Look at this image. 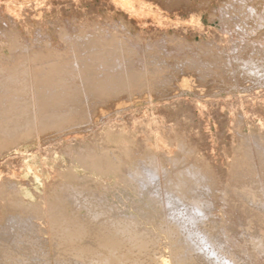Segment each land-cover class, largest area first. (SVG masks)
Segmentation results:
<instances>
[{"label": "bare ground", "instance_id": "1", "mask_svg": "<svg viewBox=\"0 0 264 264\" xmlns=\"http://www.w3.org/2000/svg\"><path fill=\"white\" fill-rule=\"evenodd\" d=\"M11 1L13 3V0ZM34 1L35 0L32 2L33 4ZM145 1L146 0H110L113 7L119 10L120 8L125 10L128 16L132 14L129 17H133V13L137 15V12H141L140 10L144 12V10H146V5L142 8L140 3L146 4L149 2L147 0L145 3ZM165 1L166 0H164V2ZM175 1L173 0V3ZM179 1L181 2V0ZM3 2L4 1H2V3ZM7 2L2 8L3 11L0 10V22L6 24V27L4 25L0 29L3 30V39L9 46L8 56L3 58V55L2 58H0L1 156L2 154L4 155L5 150L11 151L14 144L26 141V139L32 138V136L35 137V140L39 141L42 136L48 134V132L46 134L44 133L48 129L52 130H48L50 133L53 132L51 137H49L52 139V136L53 138L56 137L57 134H61L64 129H66L68 133V127L72 128L76 125H82L81 123L84 121L90 122V127H93L95 125L94 121H99L100 118L102 119V117H105L102 115L105 114L104 112H106L107 106H109V110L107 109L109 112L114 109L118 110L119 107V109H121L122 106L126 108L124 106H126L127 103L124 105L125 100L122 99V97L125 98L126 96H122L124 95L122 91L126 90L130 94L138 91L141 89L140 80L145 81L149 92L160 89V86H162L160 84L166 80H173L175 82L177 80L178 82L175 87L180 89L181 93L183 91L182 89H186L187 86L190 88L192 85L189 79L193 77L188 76L189 74L195 77L193 78V83L195 81L197 82V84L194 83L195 87L204 85L205 88H207V91L204 88V91L201 89V92H208L216 88H233L235 90L239 87H244L243 85L246 83L244 82L242 85V80H244L246 76L256 79L261 67L264 68V35L263 38L260 39L262 42L259 40L258 36L257 38L253 36V31L264 28V0H224L219 6V9H217L223 21V24L220 25H224L226 28L237 27L239 30L243 29L245 31L248 29V40L243 38L245 40V43H243V39L241 40L240 38L241 44L236 43L231 53L224 57L222 55V57H220L217 54L218 52L215 50L216 48L214 49V46L209 48L190 46L188 48L189 53H187L184 62L179 60L178 64L176 63L175 65V70L169 72L163 71L169 64L167 63L168 61L166 62L167 59L165 57L171 54L168 53L171 51L170 49L166 51L160 48V52H156L145 48H139L138 45L135 44L137 41H133L134 38L131 39V36L123 31V27L113 26V23H108V26L105 25V30L102 29V25L99 26L101 27V31L104 30L103 34L106 33L105 35H101L100 32H98L100 29L97 28V32L94 34L83 36L78 33V35H73L75 32H71L72 30H69L68 25H62L58 33L60 34V36H58V41L53 39L52 36L47 35V37L44 38L45 41L43 40L44 43H40L38 40V42L27 44L25 43L27 41L23 42L20 40L21 38L18 39L17 35L13 34L14 31H11V28H7L8 23L15 21L19 13H21L20 10L23 5L18 11L16 5H14L16 6L15 9L10 4V1L8 2L9 4ZM74 2H72V5ZM49 4L50 3H48V5ZM43 5L44 4H41V6ZM173 5H171V7ZM183 5L186 6V2ZM19 6H21V4ZM32 6L33 5L30 7ZM150 6L152 5H149L148 8ZM162 6L166 8L167 3L166 6L165 4ZM51 7L54 6L51 5ZM57 8L58 7H55V10ZM59 8L61 7L59 6ZM174 8L172 10H174ZM70 9H72V7ZM86 11L88 12V10ZM145 12L147 13V11ZM96 13L98 14V12ZM31 15H33V12ZM56 16L60 15L58 14ZM107 16V19L109 18L111 23L109 14ZM152 16L154 17V15ZM157 17L160 18V16ZM157 17H155V19ZM63 18L65 19V17ZM149 18H151V16ZM31 19L35 20L34 17ZM82 19L83 20H80L81 24L84 19L86 24L92 21L94 23V18L92 17H88V19L83 17ZM60 20L63 19L60 18ZM52 21L54 22V19L51 20V23ZM21 22L23 23V21ZM174 22L176 21L174 20ZM3 23L0 24L3 25ZM13 24L14 23L11 24V27L14 26ZM145 24L148 25L147 23ZM25 25L23 27H25ZM191 26L192 25H190V28ZM36 28L37 27H35V29ZM90 29L93 30V28ZM222 29L224 32V28ZM92 30L90 32L93 33ZM232 30L233 29H231V31ZM228 33L229 32H227V35H229ZM235 34L237 35L236 32ZM235 34L233 33V35ZM138 36L139 35H137V37ZM169 38H171V36ZM235 38L238 40L239 37L236 36ZM163 39H166V36L165 38L163 37ZM228 40L227 38V41ZM230 40L233 41L234 37ZM225 41L226 40H224V42ZM49 42L50 44L48 45ZM161 42H165V40ZM214 43L216 46V42ZM219 44L222 45V43ZM229 46L231 47V45ZM220 47L221 50L224 49L222 46ZM226 49H228V47ZM140 50L143 52V59L136 60L135 52H141ZM198 50H200L201 56L197 55V52H199ZM172 53L174 54V52ZM175 57H177V55ZM169 62H172V60ZM174 63L175 61L173 64ZM235 64H243L241 65L243 66L242 69H240L239 66V70H237ZM252 65H260V70L257 66L254 67ZM161 73L163 77H160ZM261 74H263V72ZM163 88H165V84ZM191 88L194 87L192 86ZM175 90L173 91L175 92ZM165 92L166 91H164V93ZM145 93L146 92L143 94ZM180 93L176 92L177 95ZM143 94H141V96H143ZM154 94L155 93H153V95ZM209 94L207 95L210 96L212 93ZM134 95H132V98L130 95L128 97H130L131 100L135 99L139 101L136 99L137 97L133 98ZM146 95V97H148V94ZM153 95L150 94V96ZM171 95L172 94L169 95L170 98L174 93L172 96ZM154 96L159 99V95L156 96L155 94ZM138 98H141L140 95ZM145 98L143 100H146ZM166 98L170 100L169 97ZM135 100H129L130 104H133L132 102ZM147 100L150 101L151 99L147 98ZM162 101H165V99ZM107 103L109 105L106 106L105 104ZM104 105L106 107L105 110ZM128 107H130V105ZM150 118L152 119V117ZM158 120L156 122H158ZM151 121L154 120H150V122ZM99 124L98 122V125ZM108 124L109 123L103 125V127H105L103 130L101 129V134L99 133L100 128L98 131L96 129L93 130V132L99 133L98 144L96 142L97 145L95 143V145L93 143L87 144V146H84L85 149H83V151L82 149H78L77 151L75 150L77 147L73 148L71 143L68 142V145L69 143L71 145L69 146L71 147L69 148L70 151L68 150L69 154L73 150L76 151L74 152L75 157L71 153L73 158L77 159V161H79L78 163H81L80 167L84 166L83 168L86 167L85 169L94 171L98 175L97 178L92 179L88 184L85 183L86 185L82 184L83 187L81 188H77L76 185V188H73L75 192H69L72 189L70 188L72 184L70 186L67 182H76V179H80L77 178V175L73 172L74 170L72 171L67 168L66 171L60 172L61 170L58 171L56 169L60 172L59 175L64 178V180H68L63 182L70 186V190H68L69 188L66 185L61 183L66 187L64 189L60 184L61 180L57 181V183L54 181V183L58 185L59 182V185L62 186L60 187L65 190L62 189L61 191L59 189V195L61 191V193L65 192L66 197L72 198V200L70 198V209L71 211L73 210L72 213L66 212V208L61 205L62 203H50L48 200L43 202V200H45L44 195H39L40 201L23 203L22 194L17 188L18 183L12 179L14 172L13 175L10 176L8 174H6L7 176H3L0 172V264H264V135L262 139H257L256 136L253 137L251 134L249 136H244L246 140L244 139V141H242L240 146L241 149L236 151V156L233 158L232 162H230V169L228 171L229 178L224 181L220 178L221 176L219 177L212 171L211 163H207L209 164L207 165L204 158L197 157L198 155L193 152L195 145L189 144L190 142L188 141L187 143L185 142L186 144L183 143L184 136L182 138L180 137L182 140L176 137L180 140L179 147L182 149L181 156L176 160V158L170 157V151H163V147L168 143H165V136L164 139L162 138L163 133L157 131L158 129H154L157 126L154 125L155 127H153V129L155 132L153 131V133L157 131L161 136L158 133L154 134L155 137L153 141L156 142L151 143L146 142L151 139H146L148 138L146 136L149 134L146 130L148 127L147 124L144 125V130L146 132L141 130L143 125L142 127L140 125L139 131H142V134L137 131L139 134L136 135L141 136L143 133L145 135L147 132L148 134L145 136L146 138L139 136L133 137L139 138L138 141L141 140L140 143L143 142L146 146L141 152V155L145 153L143 158L138 156L139 159L137 162L138 157H135V155L133 156V149L139 148V142L133 140L132 137L131 139L129 138L130 141L127 139V131L129 130L119 128L117 124L114 126L112 123L110 124L113 126L110 125L111 127H109ZM150 124L151 123H148V125ZM85 126L86 125H84V129ZM171 126L173 127V124L169 127L165 126L166 134L168 132L167 128L169 129ZM90 127L86 129L89 130ZM94 127L96 128L98 126ZM113 127H116V129ZM78 128L80 127L78 126ZM78 128H76V130ZM173 129L176 132L177 126L176 129ZM76 130H73V132H76ZM132 130L130 131L131 133ZM79 132L82 131L80 130ZM170 132L171 130H169L168 134ZM180 132H178V134H180ZM64 134H66V132ZM45 138L49 139L48 136ZM92 138L89 139L91 140L90 142H92ZM51 139H49L50 142L47 140L50 144L53 142ZM173 139L174 141L176 140L175 138ZM29 140L32 141V139ZM56 140L54 139V142ZM131 140L133 141L131 142ZM40 142L38 143L40 144ZM53 143L51 145H53L52 147L54 148ZM172 144H170V146ZM177 144L175 145L177 146ZM142 145L143 144H141V146ZM65 146H67V144H65ZM176 146L172 148L174 151L177 149ZM9 147H11V149ZM60 147H62V145ZM113 147L115 148L112 149ZM141 148L142 147H140V149ZM13 149L15 150L16 147ZM54 149H58L56 145ZM62 149L60 152H63ZM49 150H45L48 156L52 153V151L50 152ZM68 151L64 152V155L67 153L66 156H69ZM45 152H42L43 155H46ZM55 154L56 156L58 155V153ZM48 156L46 157L48 158ZM50 156H52V154ZM51 158L50 161L53 160V157ZM46 159L44 158V160ZM132 160L135 161L134 164H131ZM165 161L167 165H163ZM42 162L44 163V161ZM126 164L128 167L124 166ZM55 176L56 175L53 177ZM109 177L114 178L115 189L128 188L130 191H133L134 197L137 196L138 200L141 198L146 200L143 202L141 200L142 203H139V201L131 199V204L128 205L125 200H114L112 194L111 196L113 198H110L107 188L109 186L107 178ZM15 179L19 181L22 180L17 177H15ZM50 180L52 181V179ZM160 180L162 182L161 185L158 183ZM22 182L26 181L23 180ZM51 185L53 187L55 184L51 183ZM47 187H49V185L44 189L46 190ZM87 189H89L90 192ZM85 190L87 193L84 192ZM34 193L35 192H33V194ZM81 194V200L83 201L79 202L78 198L80 199L81 196L79 195ZM48 195L50 197V194ZM62 196L63 195H61L60 198H62ZM66 197L64 196L62 199L59 198V200L54 198L55 200L63 202ZM125 198L127 197L125 196ZM244 199L252 200L253 204L249 205V202L247 204L243 203L242 201H244ZM51 200H53V198ZM66 200L69 199L67 198ZM45 202H47V205L44 206L43 204ZM218 202H222L224 205L223 207L228 210V212H232V216L228 217L230 219L225 223H222L224 220L222 222L219 221L215 216L216 214H214V207ZM76 203L80 204L78 207L84 208L85 213H81L80 208H76ZM74 204H76V206H74ZM6 205H10L9 209L11 208L13 210L14 208V211L3 209ZM129 209L131 210L130 212H128ZM215 209L217 210V208ZM220 216H222L221 213Z\"/></svg>", "mask_w": 264, "mask_h": 264}, {"label": "rangeland", "instance_id": "2", "mask_svg": "<svg viewBox=\"0 0 264 264\" xmlns=\"http://www.w3.org/2000/svg\"><path fill=\"white\" fill-rule=\"evenodd\" d=\"M2 1L5 2L6 0H0V10L1 11H3L2 8L4 7V5H5V3L7 1L8 2L10 1V4L14 8L17 6L18 7L17 10L19 8L21 9V7L23 5L22 9L21 10L19 9L21 13L18 12L19 13V15H18L19 19L17 17L16 20H15L16 22L15 21L9 22L7 28L8 29L11 28V31L12 32L14 31L13 34H16L17 38L18 39L21 38L20 40L23 41V42L27 41V42H25L27 44L28 43H33V42H38V40H39L40 43H44V41H45L44 38L47 37V35L52 36L53 39L58 41L59 40L58 36H60V34H58V33L60 32V27L62 25H66V26L68 25L69 26V30H72L71 32H73V31L75 32V33L73 32L74 33L73 35L78 33L79 35L83 36V35H88V34L89 35L94 34L95 32H97V28L100 29V30H98V32H100L101 35H105L106 33L105 34H103V33H104V30H105L106 26H108V23L109 24L113 23V26H117V27L121 26V27H123L124 30L123 29H121V30L126 32V34L130 35L131 39L134 38L133 41H137V43L135 42V44L138 45L139 48H145V49H149L151 51L153 50V51H156V52H160L161 49H165L166 51H169V49H170L171 51L168 52V53H171V54H168L165 57L167 59L166 62L168 61L167 63H169L170 65L168 64L165 67L163 72H165V71L169 72L171 70H175L174 69L176 67L175 65H176V63L178 64L179 60L184 62V59L186 58L187 53H189L188 48L190 46H192V47L193 46L194 47H200V48L201 47L209 48L211 46L212 47L214 46V49L216 48L215 50L218 52L217 54L220 57H222V56L224 57L225 55H228V54L231 53V50L233 49V47H234V45L236 43H240L241 44V40L243 38L245 40H248L247 39V37H248L247 36L248 29L246 31L242 29L243 30L242 31V30H239V28H237V27L226 28V27H224V25L221 26L223 24V21L221 20V16H220L221 14L219 15L220 12L218 13L219 10H217V9H219V6L224 2V0H181V2L179 0H177V1L174 0L175 1L174 3H173V0H166L165 2L167 3V6H166V3L164 2V0H157V2H156V0H148L149 2H147V0H146L145 1V3L147 2L146 4L140 3L142 8H143L144 5H146L145 6L146 10H144L145 8L143 9L144 12H142V10H140L141 12L140 13L137 12V15H136V13L135 14L133 13V17H129L132 14L128 16V14L125 12V10L120 8V10H121L120 11L118 8L113 7L112 3L110 2V0H106V1L105 0H78V1L77 0H73V1L72 0H57V2H56V0H43V1L42 0L41 1L40 0L36 1L35 0L36 3L34 1V4L32 3L33 0H23V1H21V0H13V3H12L11 0H7L5 3L4 2L2 3ZM24 1H26V2H24ZM69 1H71V2H69ZM102 1H104V2H102ZM72 2L76 3L77 5L74 4V3L72 5ZM136 2H138V1H136ZM136 2H134V3H136ZM162 2H164V3H162ZM170 2H172L175 5H173ZM176 2H178V3H176ZM185 2H186V6L187 7L185 5H183V4H185ZM40 3L44 4V5L41 6ZM48 3H50V4L48 5ZM1 4H2V7H1ZM20 4H21V6H19ZM163 4H165L166 8L164 6H162ZM170 4L173 5L175 8L173 6L171 7ZM14 5H16V6H14ZM31 5H33V6L30 7ZM45 5H47V6H45ZM51 5H53L54 7H51ZM149 5H152V6H150L151 8L149 7L151 11L150 10L148 11V9H149L148 6ZM158 5H160L162 7H160ZM59 6L61 8H59ZM70 6L72 7V9H70L71 8ZM156 6H158V7L155 8ZM168 6H169V8H168ZM55 7H58L57 8L58 10L56 9L57 12L55 10ZM179 7L181 8V10H180ZM45 8H46V10H45ZM51 8H52V10H51ZM158 8H160V9H158ZM173 8H174V10H172ZM177 8H179V9H177ZM95 9H96V11H95ZM168 9H171V10H168ZM61 10H63V11H61ZM86 10H88V12ZM24 11L26 12V15H25ZM52 11H54V12H52ZM145 11H147V13ZM32 12H33V15H31ZM40 12H42V13H40ZM62 12H63V15H62ZM92 12H93V14H92ZM96 12H98V14ZM104 12H107V13H104ZM108 12H110V13H108ZM22 13H24V14H22ZM27 13H28V15H27ZM58 14L60 16H56ZM91 14H92V16H91ZM108 14L110 16L111 23H110L109 18L107 19V17H108L107 15ZM145 14L146 15L148 14V15L146 16ZM103 15H104V17H103ZM152 15H154V17ZM27 16H29V17H27ZM35 16H36V18H35ZM62 16L65 17V19ZM148 16L149 17L151 16V18H153V19L149 18ZM157 16H160V18L163 19V20H161ZM30 17L31 18L34 17L35 20L31 19ZM59 17L61 19H63V20H60ZM83 17L86 18V19H88V17L89 18H91V17L94 18V23L92 21V22H90V23L88 22V24H86L85 23V19H84V21L82 22V24H83L82 25L80 20H83L82 19ZM98 17H99V19H98ZM136 17L138 18V20H137ZM146 17H148V18H146ZM155 17H157V18L155 19ZM218 17L220 18V21H219ZM132 18L133 19L135 18L136 20L134 19L135 20L134 21ZM53 19H54V22L52 21V23H51V20H53ZM139 20H140V22H139ZM143 20H144V22H143ZM174 20L176 22H174ZM21 21H23V23ZM79 21H80V23H79ZM151 21H153V22H151ZM159 21H161V22H159ZM164 21H165V23H164ZM41 22H43L44 24L41 23ZM0 23H3V22H0ZM12 23H14L13 24L14 26L11 27ZM25 23H26V25H25ZM140 23H141V25H140ZM145 23H147V24L149 23V24L146 25ZM45 24H47V25H45ZM89 24H92V25H89ZM115 24H117V25H115ZM4 25L6 27V24H4V23H3V25L0 24V26H1L0 28H2V26H4ZM24 25H25V27H23ZM190 25H192L191 28H190ZM51 26H52V28H51ZM99 26L103 27L102 29H104V30L101 31V27H99ZM26 27H28V28H26ZM35 27H37V28L35 29ZM221 27L224 28V32H223V29ZM25 28H26V30H25ZM90 28H93V30L90 29ZM37 29H38V31H37ZM231 29H233L232 30L233 33L235 34V32H236L237 35L236 34L233 35ZM91 30L93 31V33L90 32ZM258 31H260V32H258ZM227 32H229L228 33L229 35H227ZM253 32H254V35H253ZM253 32H252V35L255 36L256 38L258 36V38L260 40L261 38H263L264 28L257 29L256 31H253ZM45 33H47V34H45ZM145 33H146V35H145ZM137 35H139V36L137 37ZM158 35H159V37H158ZM261 35H262V37H261ZM165 36H166V39H169V40L163 39V37L165 38ZM168 36L169 37L171 36V38H169ZM225 36L229 39L228 40L229 44H228L227 38ZM228 36H230V37H228ZM236 36L239 37L238 40L235 38ZM22 37H24V38H22ZM232 37H234L233 41L230 40V39H232ZM240 38H241V40H240ZM244 39H243V43H245ZM162 40H165V42H161ZM224 40H226L227 42L225 41L226 42L225 43ZM48 41H49V39H48ZM166 41H168V42H166ZM213 41L216 42V46H215V43ZM260 41L262 42V40H260ZM0 42H1L0 43V58H2L3 55H4L3 58H5L9 54V51H8L9 46L7 45V43L3 39V30L2 29H0ZM178 42H179V44H178ZM263 42H264V40H263ZM219 43H222V45H220ZM49 44H50V42L48 43V45ZM146 44H147L148 47L146 46ZM217 44L222 46L224 49L221 50V47L219 45H217ZM229 45H231V47ZM178 47H179V50L177 51ZM182 47H183V49H182ZM217 47L220 50H218ZM227 47H228V49H226ZM142 50H140L141 52H138V53L135 52V57L137 58V59L135 58L136 60H139V59L142 60L143 59ZM198 51L199 52H197V55L201 56L200 50H198ZM221 51H224V52H221ZM172 52H174V54ZM176 55H177V57H175ZM170 60H172V62H169ZM174 61H175V63L173 64ZM241 65H243V64H235L236 69L237 70H239V68L242 69L243 66H241ZM252 66L256 67L257 65L256 66L252 65ZM257 67L259 69L260 65H258ZM245 68L247 69L248 67H245ZM261 71L264 74V68L263 67H261V70L257 74V76L259 78L256 77V79L255 78H248L246 76L244 78V80H242L243 81L242 85L244 84V82L246 83V84L243 85L244 87H242V88L239 87V88H237L235 90L233 88H232L233 90L230 89V88H216L214 90L213 89L212 90L208 89L209 91L206 92L207 88H205V86L202 85V84H200V85H202L203 87L202 86H198V87L196 86L195 87L194 83L197 84L196 81L193 83V81H194L193 78H195V77L193 75H189V74H188V76L193 77L192 79H189L192 85L190 84L191 85L190 88H188L189 86H187V87L185 86L186 89H182L183 91L181 90L182 91L181 93H180V89L175 87L177 85V82H178L177 80H176V82L173 81V80H171V81L170 80L169 81L166 80L165 81L166 83L163 82V83L160 84L162 86L159 85L160 89H157L155 91L152 90V92L148 91L145 81L144 80H140V83H141L140 88L141 89H139L138 91L134 92L133 94H130L126 90L122 91V93H124V95H122V96H126L125 98L122 97V99L125 100L124 105H126V103H127V105L124 106L126 108H123V106H122L121 109H119L120 108L119 107L118 110L114 109V110H110V112H109V111H107V109L109 110V108H108L109 106H107L109 104L108 103L105 104L107 106V108L104 105V110L106 108V112H108V113L104 112L105 114L102 115V116H105L104 118L101 116L102 119L100 118L99 121H94L95 125L94 124L93 125L94 126H98V127H96V128L94 126L90 127V122L88 123V121H84L83 123H81L82 125H76L77 127L73 126L72 127L73 129L71 127H68L67 128L68 133H67L66 129H64L63 132L64 133L66 132V134H64L62 132L61 133L62 135H61V134L58 133L59 132L58 131L57 132L58 133L57 136L54 137V138L52 136V139L49 138V137H51L53 132L50 133L49 131H52V130L48 129L49 131L47 130V131L44 132L45 134L48 132V134H46V136H42L39 139V141L35 140V137L32 136V138L30 137V138L26 139V141H28V142L22 141L21 143L14 144L13 146L16 147L15 150L13 149L14 147L11 149V147H12L11 146V147H9L11 149V151L8 150L9 149L8 148L7 149L8 151L5 150L4 155L3 154H2V156L0 155V166H1L0 167V172L2 173L3 176H7L6 174H8L9 176L13 175V172H14V175H13L14 177L12 176V179L15 182L18 183L17 184V188L19 189V192L22 194L23 203L40 201L39 200V195H44L45 200H43V202L48 200L50 203H54V202L55 203H57V202L62 203L61 205H62V207L66 208L65 209L66 212H69V213L71 212L72 213L73 210L71 211V209H70L71 208L70 201L72 200V198L71 197H66L65 192L61 193V191L63 189L61 187L63 186L64 189H65L66 187L64 185H66L69 188L71 186V184H72V186L70 187V188H72L71 189L72 191L70 190V188L68 190H70L69 192H73V191L75 192V190L73 188H76L75 187L76 185H77V188H81V187H83V185H86L89 182H91L92 179L97 178L98 175L94 171H90L89 169H85L86 167L83 168L84 166L80 167L81 163H78L79 161H77V159L73 158V155L75 157V153L74 152H76V151L73 150L69 154V151H70L69 148H71L69 146L72 145L73 148L77 147V148H75V150H77V151H78V149H82V151H83V149H85L84 146L85 145L87 146V144H91V143H93V144L95 143L96 144V142L98 144V140H99L98 139L99 138L98 134L99 133L101 134V132H102L101 129L103 130V128L105 127V126L103 127V125H106L107 123H109L108 124L109 127H111L113 125L116 126V124H117V126L119 125L118 126L119 128H124V130H129V131H127V137H128L127 139L129 141H130L131 137L133 138V137L137 136L136 134H139V133L142 134V131H139L140 130L139 129L140 125H141V127L143 125V127H142L143 129L141 128V130H144V128H145L144 125L147 124V126L149 128L146 126L147 127L146 130L149 132L150 135L147 132L145 135H144V133L141 136L138 135L139 137H145L148 134L146 136L148 138H146V137L145 138L146 139H150L151 138L150 139L151 141L147 140L146 142L153 143L154 142L153 139L155 137L154 134H156V133L159 134V132L161 131L163 134H165V135L162 134V138L163 139H164V136H165V141L166 142L165 141L164 142L166 144L168 143L166 146L163 147L165 150L162 148L163 151H166V152L170 151L171 152V153L169 152V155L171 154L170 157H173L174 159L176 158V160H177L179 158V156H181V154H182V149H180L181 147H179V144H180L179 141L182 140V139H180V137L182 138L184 136L183 137V139H184L183 143H185V142L187 143V141H188V142H190L189 144L195 145V148H194L193 152L196 155H198L197 157L198 158H200V157L204 158L206 164L207 163H209V164L211 163L212 167L211 166L210 167H211L212 171H214V173H216L219 177L221 176L220 178L222 180L226 181V179L229 178V172H228L229 169H230L229 168V164H231L230 162H232L233 158L236 156V154H237L236 151L241 149L240 146H241L242 141H244V139H245L244 136H247V135L249 136L251 134V136H253V137L256 136L257 139L258 138L262 139L263 135H264V81H263L264 80V75L261 74L262 73ZM259 74H260V76H259ZM262 75H263V77H262ZM160 77H163L162 73L160 74ZM257 79H258V81H257ZM246 81H248V82H246ZM142 83H143V85H142ZM174 83H176V84H174ZM164 84H165V88H163ZM166 85H167L168 88L166 87ZM246 85H247V87H246ZM145 86H146V88H145ZM192 86L194 88H191ZM172 87H173V89H172ZM142 88H144V89H142ZM196 88H197V90H196ZM204 88H205L206 91L205 92H201L202 90L204 91ZM145 89H146V91H145ZM175 89H177V90H175ZM143 90H144V92H146L145 94H143L144 93ZM173 90H175V92ZM139 91H141V92H139ZM158 91H159V93H158ZM164 91H166L167 94H166V92L164 93ZM171 91H172V93H171ZM210 91H211L212 94L210 93ZM176 92L180 93V94H178L179 96L176 94ZM153 93H155L156 96L159 95V97H158L159 99H157V97H155L154 96L155 94L153 95ZM169 93L172 94V95H173V93H174V95L176 94L175 96L171 95L172 96L171 98H175V99H171L170 96H169L170 95ZM203 93H206V94H203ZM134 94L135 95L138 94V95L135 96ZM141 94H143L144 98L147 96L146 94H148V97L145 98L146 100H143L144 98H143V96H141ZM150 94L153 95L154 97L150 96ZM207 94H209L210 96H208ZM129 95H130L131 98H132V95H134L135 97L133 96V98L137 97L136 99H138L139 101L133 99L135 101L132 102L133 104H130V101H133V100H131L130 97H128ZM139 95L142 98V99L140 98L141 101L138 98ZM205 95H207V96H205ZM149 96H150V98H149ZM166 97H169L170 100H168ZM147 98L151 99V100L149 101V100H147ZM164 99H165V101H162ZM129 105H130V107H128ZM145 117H146V119H145ZM150 117H152V119ZM161 117H163V118H161ZM140 120L144 121V122H141ZM150 120H154V121L150 122ZM157 120H158V122H156ZM98 122L100 123L99 125H98ZM147 122L151 123V124L148 125ZM110 123H112L113 125L110 124ZM165 123H167V124H165ZM91 124H92V122H91ZM172 124H173V127L171 126L172 128L171 127L169 129L167 128L168 132H169V130H171L170 133H172V134H170V133L168 134V132H167V134H168L167 135L166 131H165L166 127H169ZM84 125H86L85 129H84ZM154 125L157 126L154 129H158L157 131H159V132L156 131V133H153V131H154L153 127H155ZM175 125L177 126V129H176ZM78 126L81 129L78 128ZM161 126H163V127H161ZM88 127H90L89 130L92 128L90 132H89V130H87ZM183 127H185V128H183ZM76 128H78L77 129L78 131L76 130ZM99 128H100V131H99L98 134H97V132L96 133L93 132L94 129H96L98 131ZM113 128L116 129V127H113ZM173 128L176 129V132H175V130ZM71 129H72V131H71ZM130 129L131 130L134 129V130H132V133L130 132L131 131ZM150 129H151V132H150ZM172 129H173V131H172ZM179 129L181 130L182 134H181ZM73 130H76V132L75 131L73 132ZM80 130L82 132H79ZM137 131H139V133ZM143 132H146V131L144 130ZM178 132H180V134H178ZM130 133H131V135H130ZM174 134L177 135V136H175ZM93 135L94 136L97 135V136L94 137ZM125 135H126V133H125ZM152 135H154V136H152ZM159 135L161 136V134H159ZM47 136L53 142H54V139L55 140L57 139L54 143L51 142V144L52 143L54 144V148H55V145H56V148H58V149H54L52 147L53 145L48 143V142H50V140L45 138ZM166 136H168V137H166ZM237 136H240V137H237ZM43 137H44V141H43ZM137 137L133 138V140H137L138 141L139 138L137 139ZM176 137H178L180 140L178 138H176ZM91 138H92V142H90L91 140H89ZM166 138H167V140H166ZM170 138H172V139L175 138L176 140L174 141V139L172 140ZM29 139H32V141H30ZM46 139L49 140V141L47 142ZM141 139H144V138H141ZM133 140H131V142ZM37 141L38 142L41 141L40 144ZM140 141L141 140L138 141L139 142L138 143L139 144V148H137V149L134 148L133 149L134 150L133 151V156L135 155V157L139 156L140 158L141 157L143 158V155L145 153L143 152L144 154L142 153L143 155H141V152H142L143 148H146V146H145V144L143 142L140 143ZM68 142H70L71 145H70V143L68 145ZM78 142H80V143L82 142V143L80 144ZM174 142H176V143H174ZM165 143H164V145H165ZM172 143H174V144H172ZM232 143H233V145H232ZM65 144H67V146H65ZM129 144H130V142H129ZM141 144H143V145L141 146ZM170 144H172L171 145L172 147L170 146ZM175 144H177V146ZM59 145L60 146L62 145V147H60ZM143 146H145V147H143ZM175 146L177 147L176 151H174V149H172ZM233 146H234V148H233ZM140 147H142V148L140 149ZM114 148L115 147H113L112 149H114ZM46 149L47 150L50 149L49 150L50 152L52 151V153H50V155L52 154V156H50V155L48 156V154H46V152H47V151L45 152ZM61 149H62L63 152H60ZM66 150L67 151L69 150L68 151L69 156H66L67 153H66V155H64V152H67ZM43 151L45 152L46 155H43V153H42ZM49 151H48V153H49ZM79 151H81V150H79ZM180 151H181V153H180ZM55 153H58V155L56 156ZM31 155H33V156H31ZM46 156H48V158ZM231 156H233V157H231ZM51 157H53L52 161H50L52 159ZM139 157L137 158V162H138ZM44 158L45 159L47 158V159L44 160ZM135 160H136V158H135ZM42 161H44V163ZM55 162L56 163L59 162V163L56 164ZM54 163H55V166H54ZM134 163H135V161L132 160L131 164H134ZM15 164H16V166H15ZM209 164H207V165H209ZM41 165L43 167V170H42ZM43 165H45V166H43ZM52 165H53V168H52ZM163 165H167L166 161H165V163H163ZM124 166L128 167L127 164L124 165ZM67 168L72 170V171L74 170L73 172L77 175V178L80 179V180L76 179L75 180L76 182H67L70 186H68L67 183L66 184L64 183V182H66L68 180H66V179L64 180V178H62L59 175L60 172L66 171ZM79 168H81V169H79ZM56 169L58 171L59 170H61V171L58 172ZM125 169H127V168H125ZM51 172H52V174H51ZM56 173H58V174H56ZM2 175H1V177H2ZM54 175H56V176L53 177ZM15 177H17L19 179H22V180H20L21 182L18 179H15ZM86 177H87L88 180L86 179ZM89 177H90V179H89ZM50 179H52V181ZM83 179L84 180L86 179V180L84 181ZM107 179H108L107 183L109 185L107 188H108V194H110V196H109L110 198L112 197L111 196V194H112L113 197H114V198L113 197L112 198L114 200H116V201L117 200H119V201L120 200H125L128 205L131 204L130 203L131 199H135V201H139V203H142L143 201L146 200V199H142V198L138 200L137 196L134 197L133 191H130L128 188H125L126 191H125L124 188H117L119 190L118 191L117 189H115V185H114L115 180H114V178L113 177H109ZM23 180L26 181V182H22ZM49 180H50V182H49ZM54 181L56 183H57V181H60V184L63 183L64 185H62V184H61L62 186L59 185V182H58V185H57L56 183H54ZM43 182H46V183L49 182L50 184L49 183L46 184V183H43ZM51 183H53L55 185L52 187ZM78 183H79V185H78ZM158 183H160V185H161V183H162L161 180H160V182L158 181ZM48 185H49V187H47L46 190H45L44 188L46 186H48ZM54 187H55V189H54ZM59 189L61 190L60 191V195H59ZM87 190L89 191V189H87ZM53 191H54L55 194L53 193ZM33 192H35L37 194H35V193L33 194ZM84 192H86V190ZM48 194H50L51 198L49 197ZM82 194H85V193H82ZM82 194L79 195V196H81L80 199L78 198L79 202L83 201V200H81ZM118 194L119 195L121 194V195L119 196ZM52 195H54V196H52ZM61 195H63L62 198H64V196H65L66 199L68 198L69 200H66V199H64V201L62 200L64 203L61 202V201H58L59 198L61 197ZM125 196L127 198H125ZM54 197L56 199H58V200H55ZM52 198H53L54 201L51 200ZM62 198H60V199H62ZM70 198H71V200H70ZM141 200H142V202H141ZM242 202L245 203V204H247L249 202L248 203L249 205L253 204L252 200H250V199L249 200L248 199L247 200L244 199V201H242ZM46 203L47 202H45L43 205L44 206L47 205ZM50 203H48V204H50ZM76 204H77V206H76ZM76 204H74V206H76V208H80V212L81 213H85L84 208L78 207V205L80 206V204H78V203H76ZM216 205L214 207V214H216L215 216L219 219V221L222 222L224 220V222H222V223H225L226 221H228L230 219L228 217L232 216V212L231 211L228 212V210H226L223 207L224 205H223L222 202H218ZM6 206L3 209H7L8 210L10 205L7 206V207ZM215 208H217V210ZM9 210H12V209L10 208ZM12 211H14V208H13ZM130 211L131 210L129 209L128 212H130ZM220 213H221L222 216H220Z\"/></svg>", "mask_w": 264, "mask_h": 264}]
</instances>
